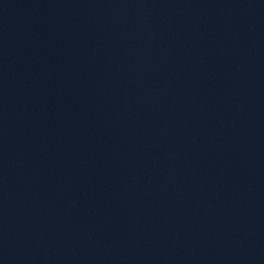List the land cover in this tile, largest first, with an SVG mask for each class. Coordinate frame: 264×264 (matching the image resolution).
I'll return each mask as SVG.
<instances>
[{
  "label": "water",
  "instance_id": "95a60500",
  "mask_svg": "<svg viewBox=\"0 0 264 264\" xmlns=\"http://www.w3.org/2000/svg\"><path fill=\"white\" fill-rule=\"evenodd\" d=\"M0 264H264V0H0Z\"/></svg>",
  "mask_w": 264,
  "mask_h": 264
}]
</instances>
